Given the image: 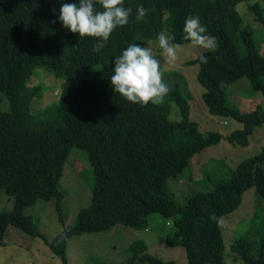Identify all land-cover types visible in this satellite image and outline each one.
<instances>
[{
	"label": "trees",
	"instance_id": "trees-1",
	"mask_svg": "<svg viewBox=\"0 0 264 264\" xmlns=\"http://www.w3.org/2000/svg\"><path fill=\"white\" fill-rule=\"evenodd\" d=\"M245 1L250 0H123L131 9L128 24L115 28L104 47L94 50L98 38L79 37L61 26L59 0H0V190L13 199L12 209L0 212V246L12 227L40 239L60 264H69L67 244L72 237L107 233L117 225L142 231L148 216L157 213L174 220V234L162 241L183 248L187 264H226L220 221L239 208L251 188L264 201V145L228 178L215 181L212 191L190 195L183 205L172 198L168 180L183 174L196 154L222 140L247 147L255 129L264 127L261 106L249 113L227 106L223 90V84L247 78L253 91L264 96V56L237 11ZM141 5L147 14L137 21ZM247 11L264 28L263 8L254 4ZM193 15L217 41L215 49L202 53L206 63H200L202 54L187 63L199 66L196 79L204 89L202 100L209 114L242 126L225 137L200 131L190 119L189 95L176 85L158 103L140 105L113 93L108 81L113 57L129 43L156 40V34L167 29L176 45L188 44L181 39L182 27ZM97 65L102 68L93 75L78 76ZM37 68L63 82L57 105L33 112V102L43 95L41 86L28 85ZM4 101L6 111L1 110ZM172 104L179 120L170 119ZM50 112L59 124L41 120ZM73 148L87 153L94 187L89 204L77 212L72 226H66L60 182ZM38 201L55 202L63 228L50 241L27 213ZM146 248L143 241L131 243L130 262L175 264ZM231 252L242 264H264V227L256 253L245 236L233 241Z\"/></svg>",
	"mask_w": 264,
	"mask_h": 264
},
{
	"label": "rangeland",
	"instance_id": "rangeland-1",
	"mask_svg": "<svg viewBox=\"0 0 264 264\" xmlns=\"http://www.w3.org/2000/svg\"><path fill=\"white\" fill-rule=\"evenodd\" d=\"M254 4H259L264 10V2L250 0L239 3L237 11L245 25L252 28L253 40L259 53L264 56V28L247 11L248 7ZM162 32L168 34L167 29ZM213 43L215 49L217 41L214 38ZM143 44L152 48L153 55L161 61L163 82L168 84L169 88L176 85L184 96L189 95L190 119L198 124L202 133L218 132L225 137L242 128L241 124L233 119H224L208 113L202 100L204 89L196 79L199 66L187 65L188 61L210 50L190 43L178 45L176 60L174 63H169L158 48L156 40L144 41ZM239 53L241 56L245 55L241 43H239ZM101 68L99 65L94 66L82 71L78 76L93 75ZM262 81L264 85V78ZM62 82L63 80L56 79L45 69L34 70L28 85L41 86L43 95L33 102V112L57 105ZM223 90L227 106L238 107L244 113L253 111L257 106H261L264 110V96L253 91L247 78L223 84ZM7 108L8 104L4 101L1 110L6 111ZM170 119H180L175 104H172ZM41 120L50 124L60 123L54 112H50L46 118L41 117ZM249 141L247 147H240L222 140L218 145L196 154L183 174L176 179L168 180L169 192L174 201L178 205H183L190 195L212 191L215 181L228 178L230 171L240 162L258 154L264 145V127L256 128ZM60 185L64 193L62 214L65 217V225L72 226L77 218V212L89 204L94 187L93 169L84 150L72 149ZM54 204V201H38L27 208V213L33 217L38 231L49 241L63 229ZM12 207L13 199L4 190H0V212H8ZM173 222V219H164L155 213L148 216V226L142 231L117 225L107 233L74 236L67 244L69 264H146L137 260L130 262L127 250L129 245L137 240L143 241L147 247L146 252L153 256L173 261L175 264H187L183 248L169 247L162 241L165 237L174 234ZM220 225L225 246L224 254L226 253L225 263L242 264L238 258L236 259L238 261L234 259L231 244L234 240L245 236L253 252L256 253L264 227V201L256 196L253 188L247 190L239 208L224 216ZM4 242L5 244L0 246V264H60L59 259L51 254L49 248L40 239L25 235L15 228L7 229Z\"/></svg>",
	"mask_w": 264,
	"mask_h": 264
},
{
	"label": "clouds",
	"instance_id": "clouds-1",
	"mask_svg": "<svg viewBox=\"0 0 264 264\" xmlns=\"http://www.w3.org/2000/svg\"><path fill=\"white\" fill-rule=\"evenodd\" d=\"M59 3L57 20L61 26L79 37L98 38L94 50L104 47L115 28L127 25L131 14L123 0H59ZM146 14L147 9L141 5L136 8L134 18L141 21ZM155 39L167 61L174 63L178 47L175 36L160 32ZM181 39L206 50L214 47L213 38L195 15L185 18ZM206 62L207 57L202 54L200 63ZM108 81L113 93L133 104L158 103L169 92L168 84L162 80L161 61L153 55L152 48L140 43H129L113 57Z\"/></svg>",
	"mask_w": 264,
	"mask_h": 264
}]
</instances>
